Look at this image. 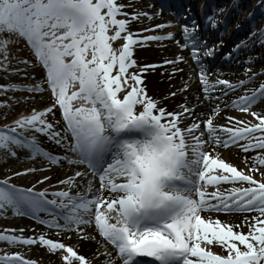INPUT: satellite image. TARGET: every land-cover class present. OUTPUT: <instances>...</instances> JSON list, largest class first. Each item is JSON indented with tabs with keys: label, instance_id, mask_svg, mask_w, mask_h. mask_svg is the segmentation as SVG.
I'll use <instances>...</instances> for the list:
<instances>
[{
	"label": "snow or ice",
	"instance_id": "obj_1",
	"mask_svg": "<svg viewBox=\"0 0 264 264\" xmlns=\"http://www.w3.org/2000/svg\"><path fill=\"white\" fill-rule=\"evenodd\" d=\"M126 7L119 0H0V68L7 70L10 46L21 44L33 60L17 62L38 63L45 70L42 82L47 86L37 83L19 89L0 85V89L50 90L54 97L50 107L34 109L0 127V153L16 157L17 149L27 150V159L47 161L45 168H26L13 176L65 162L86 166V171L57 181L69 190H37V184L49 176L30 187L12 183L11 176L0 179V216L6 217L11 210L13 215L56 229L58 235L75 230L90 240L102 237L114 246L116 256L105 253L101 264H117V260L120 264H264V182L226 162L214 148L209 150L214 144L256 151L246 162L253 171L264 169V109L252 110L264 101V83L224 105L250 113L258 123L229 117L235 126L215 125L212 117L221 110L219 103L203 121L186 103L178 106L179 112L168 111L148 95L140 74L157 65H138L133 53L144 41L174 39V33L144 37L133 33L129 30L131 20L152 16L140 11L130 14ZM207 22L216 27L214 16H208ZM166 26L171 22L154 28ZM200 27L195 19L185 20L181 47L190 49L201 68L204 95L211 100L219 85L225 86L227 95L251 83L254 77L236 84L226 79L209 81L204 58L212 57L216 48L201 37ZM120 41L114 47V42ZM258 42L264 44V32ZM184 59L178 56L165 63ZM6 105V101L0 102V106ZM57 107L63 127H57L61 121L48 119ZM25 132L47 136L62 153L45 149L35 134L26 136ZM88 176L92 178L87 180V191H70ZM261 176L264 178V171ZM97 178L99 186L95 187ZM223 184L233 186L225 189ZM250 212L259 215L244 216L240 223L212 215ZM245 225L247 233L240 230ZM88 226L94 228L93 233L85 231ZM16 231L21 234H6ZM23 231H0V242L10 246L40 244L52 253L60 252L63 264H93L74 246L43 233L26 237ZM96 243L99 247L101 241ZM217 246L220 253L214 251ZM0 264L35 262L19 252H2Z\"/></svg>",
	"mask_w": 264,
	"mask_h": 264
},
{
	"label": "bare ground",
	"instance_id": "obj_2",
	"mask_svg": "<svg viewBox=\"0 0 264 264\" xmlns=\"http://www.w3.org/2000/svg\"><path fill=\"white\" fill-rule=\"evenodd\" d=\"M119 2L128 5L125 11L130 14L140 11L150 13L152 16L149 19L147 16L142 15L138 19L131 20L129 30L133 33H138L140 36L155 34L166 36L169 32L174 33V39L144 41L143 46L134 47L133 58L136 59L138 65H157L155 68H149L147 71L140 73L143 77V83L147 86L148 95L157 99L161 106L166 107L168 111L179 112L181 108L178 106L186 103L189 108H194L201 121L206 120L209 114H211L212 109L219 103L221 110L217 115L212 117L215 125L235 126V121L230 122L228 120L229 117H234L236 120L258 123L250 113L241 112L236 108L231 106L225 107L224 105H231L232 101L244 95L246 91L251 94V90L257 89L261 83H264V44L258 42L260 33L264 32V7L261 6V0H174L176 6L170 0L169 6L172 8V11L176 12L175 16L172 15V12H159L158 0H119ZM202 3V8L199 9ZM222 3L225 4L218 8L217 6ZM189 8H192V15L186 17L187 20L190 22V20L195 19L201 26V37L208 42V46H215L216 48L212 57L204 58L205 70L210 73L208 76L209 81L215 82L217 79H226L236 84L239 81H248L250 77H254L251 83H245L244 86L237 88L233 92H228L227 95H224L225 86L219 85V90L212 92L211 100L204 95L200 80L201 68L193 59L190 49L181 47L183 44L182 24L177 23V21L181 20L182 16L188 14L187 10ZM223 13H227L226 20L223 24H220L217 19ZM208 16L215 17V28L207 22ZM169 22H171V26H166L162 29L154 28L155 25H168ZM219 29L221 30L220 32ZM177 41H180V43L178 44ZM122 42H114V47H118L119 43ZM245 44L247 46H244ZM237 46L240 47L238 48ZM233 48L232 55L224 59ZM178 56H183L185 59L177 61L174 64L165 63V61H175ZM25 58L33 60L29 49L22 46L9 59L7 70L5 69L6 81L10 82L18 79V81L26 80L30 82V85L24 88L19 85L20 82H11L12 86H16L19 89L35 86L37 83H40L41 87L46 88L47 86L42 82L45 70L35 61L31 64L17 62ZM249 59H251L252 63H248ZM211 62H213V66L210 67ZM13 69H18V71H14ZM176 69L180 70L177 71ZM136 70L139 71L138 68ZM185 85H187L186 88ZM43 92H30V96L23 97L22 100L19 98H12L10 100L17 107H28L22 115L27 116L32 113V109L40 107L43 104L44 107L40 108V110L51 106L48 102L54 101V97L50 90ZM170 93H175V95H170ZM262 109H264V101L258 102L253 106L252 110L260 111ZM35 110L37 111V108ZM54 113V116L49 114L48 119L53 122L61 121L57 127H63L62 118L57 108L54 109ZM185 116L187 117V114ZM189 122V118L184 120L185 124ZM25 133H28V136L35 134L45 149L54 153H62V149L50 142L47 136L32 132ZM240 143L245 142L241 141ZM212 148L215 149V154H219L226 162L232 163L246 174H252L256 180L264 181V178L261 176V171H264V169L253 171L251 163L246 162L247 158L256 155V151L245 152L236 145L223 148L213 144L209 150L211 151ZM28 155L27 150L17 149V156H10L11 159L7 171L11 173H8L6 176H12L11 181L15 184L23 185L20 181H32V184H34L42 177L49 176V180L42 184H37V190L43 188H49L50 192L61 189L69 190L68 185L59 184L57 181L74 175L76 171H86V166L84 165L69 166L65 162L62 166L53 165L47 170L13 176V173L21 172L26 168L42 169L47 166V161L39 158L27 159ZM91 178V176L85 177L83 183L79 184L78 187H72L70 191H87V180ZM76 180L79 181L80 178L77 177ZM94 183L95 187L99 186L98 178ZM232 186L231 184L221 185L225 189ZM244 186L248 185L245 184ZM210 190H214V188H210ZM93 191H95V188ZM49 198L51 199L52 197L50 196ZM41 215L44 216L45 214L41 213ZM212 215L219 216L221 220H231L232 222L240 223L244 216L253 217L259 214L250 212L233 214L213 213ZM6 229H23V235L26 237L39 236L43 233L47 238L61 240L65 244L74 246L86 258H91L93 264H101V261L106 259L105 253H111L113 256H116L114 246L111 243L104 242L102 237L95 236L94 239L90 240L84 234L78 233L75 230L62 232L58 235L56 229H49L27 216L13 215L11 210L7 212L6 217L0 216V231ZM240 230L246 233L249 231L246 225ZM85 231L93 233L94 228L88 226ZM6 234L20 235L21 233L16 231ZM96 240L101 241L99 247ZM214 251L220 253L221 249L217 246L214 248ZM2 252H19L26 259L34 261L35 264H63L60 252L52 253L46 246L40 244L10 246L6 242H0V253ZM117 264H120L119 260H117Z\"/></svg>",
	"mask_w": 264,
	"mask_h": 264
},
{
	"label": "rangeland",
	"instance_id": "obj_3",
	"mask_svg": "<svg viewBox=\"0 0 264 264\" xmlns=\"http://www.w3.org/2000/svg\"><path fill=\"white\" fill-rule=\"evenodd\" d=\"M224 4L223 3L222 4H219L217 7L219 8V7L223 6ZM226 14L227 13H223L221 15V17L217 19V21L220 24H222L226 20L225 19ZM220 31L221 30L219 29V32ZM22 46L23 45H21V44L11 45L10 46L9 59L12 57V55L15 52H17L16 49L17 48L21 49ZM232 51H234V48H233V50H231L230 54H228V56H226L224 59L229 58L232 55ZM212 65H213V62H211L210 67ZM6 80L7 79L5 77V68H0V85H9V86H12V83L11 82H16V83L17 82H20L19 85L21 87L22 86H25L26 87V86L30 85V82L29 81H26V80H19L18 81V79H16V80H12L10 82H8ZM26 96H30V93L28 91H24L23 90V92H18L17 90H11V91L10 90H7V91H5L3 89H0V102H5V101L7 102V105L6 106H0L2 108V109H0V110H2V113H0V127H3L4 125H7V124L11 123L12 121H14L19 115L24 114L26 112L27 108H28V107H24V106L17 107L16 104L13 101H11L10 99H12V98H15V99L19 98V99L22 100L23 97H26ZM48 103H53V102H50L49 101ZM74 103L75 104H78L79 101H74ZM42 107H44V104L41 105L40 107H36V108H37V110H40V108H42ZM33 110L34 109H32L31 112ZM10 159H11L10 155H7L5 153H0V179L6 177V175H8V173H11V172L7 171V167H8V164H9ZM20 183H22L23 186L30 187L31 184H32V181H28V182H22V181H20Z\"/></svg>",
	"mask_w": 264,
	"mask_h": 264
}]
</instances>
